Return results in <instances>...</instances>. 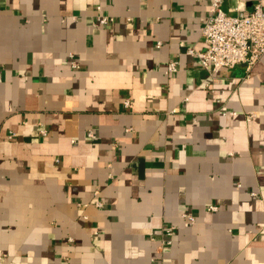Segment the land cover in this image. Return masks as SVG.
<instances>
[{
    "label": "crops",
    "instance_id": "0c3cea01",
    "mask_svg": "<svg viewBox=\"0 0 264 264\" xmlns=\"http://www.w3.org/2000/svg\"><path fill=\"white\" fill-rule=\"evenodd\" d=\"M210 4L0 0V264H264V57L210 74Z\"/></svg>",
    "mask_w": 264,
    "mask_h": 264
},
{
    "label": "built area",
    "instance_id": "2783aa9c",
    "mask_svg": "<svg viewBox=\"0 0 264 264\" xmlns=\"http://www.w3.org/2000/svg\"><path fill=\"white\" fill-rule=\"evenodd\" d=\"M224 0H211L209 14L202 18V36L205 47L202 50L189 49L190 54L197 55L203 66L210 74L217 73L220 69L232 68L237 63L247 62L250 70L257 62L264 57V3L260 2L252 10H247L241 5H236L234 13L225 11L222 8ZM112 18L100 13L97 21L101 25L108 24ZM161 45L160 43L158 44ZM73 67H79V63L71 56ZM178 61L172 60L168 64L167 72H176ZM125 107L130 108V100L124 102ZM254 113L247 114L251 119ZM44 134L45 130L42 131ZM16 133L8 134L9 138H14ZM92 135V132H89ZM99 195V190L95 191ZM101 199H96L92 203H80L79 206L86 209L90 206L101 208ZM210 210H217V206L211 205ZM191 222L195 219L190 214H185ZM175 231V226L165 229L168 237ZM72 241V238H69ZM170 240V239H169Z\"/></svg>",
    "mask_w": 264,
    "mask_h": 264
}]
</instances>
